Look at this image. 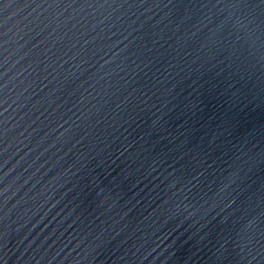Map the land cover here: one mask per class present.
<instances>
[{"label":"water","instance_id":"95a60500","mask_svg":"<svg viewBox=\"0 0 264 264\" xmlns=\"http://www.w3.org/2000/svg\"><path fill=\"white\" fill-rule=\"evenodd\" d=\"M0 264H264V0L0 11Z\"/></svg>","mask_w":264,"mask_h":264},{"label":"snow or ice","instance_id":"6c2138e0","mask_svg":"<svg viewBox=\"0 0 264 264\" xmlns=\"http://www.w3.org/2000/svg\"><path fill=\"white\" fill-rule=\"evenodd\" d=\"M11 3H14V0H0V11L8 8Z\"/></svg>","mask_w":264,"mask_h":264}]
</instances>
